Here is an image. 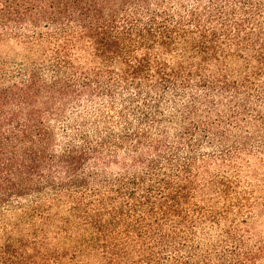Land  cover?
I'll return each instance as SVG.
<instances>
[{"label": "trees", "instance_id": "obj_1", "mask_svg": "<svg viewBox=\"0 0 264 264\" xmlns=\"http://www.w3.org/2000/svg\"><path fill=\"white\" fill-rule=\"evenodd\" d=\"M0 43V264H264V0H0Z\"/></svg>", "mask_w": 264, "mask_h": 264}, {"label": "rangeland", "instance_id": "obj_2", "mask_svg": "<svg viewBox=\"0 0 264 264\" xmlns=\"http://www.w3.org/2000/svg\"><path fill=\"white\" fill-rule=\"evenodd\" d=\"M23 52L24 49L22 47L13 43H0V57L19 59ZM74 114L75 110H72L70 115L73 116ZM245 158L247 163L242 168L243 182L241 191H248L246 194L249 198L246 209L248 210L247 214H252L253 216V227L256 234L264 236V166L257 162V158H252V156ZM30 206L31 204L28 201L20 203L17 200L2 204L0 206V233L6 229L10 230L11 223H19V214H30ZM47 210L46 204L43 208L38 209L35 214H42V212ZM57 212L64 213V210H53L50 211V214H56ZM8 225L9 228H7Z\"/></svg>", "mask_w": 264, "mask_h": 264}]
</instances>
